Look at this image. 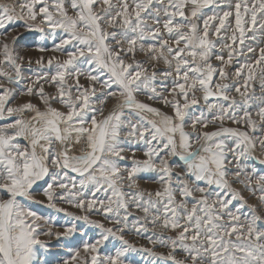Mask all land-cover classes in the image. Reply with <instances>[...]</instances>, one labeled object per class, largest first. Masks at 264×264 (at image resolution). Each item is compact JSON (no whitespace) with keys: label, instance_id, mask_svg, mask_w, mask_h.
<instances>
[{"label":"snow or ice","instance_id":"6c2138e0","mask_svg":"<svg viewBox=\"0 0 264 264\" xmlns=\"http://www.w3.org/2000/svg\"><path fill=\"white\" fill-rule=\"evenodd\" d=\"M66 2L74 15H69ZM210 3L226 4L229 9L232 8V0H167L166 4L164 0H120L119 5L112 3V0H21L17 13L15 4H0V29L5 30L0 35L7 37L8 25L16 20L35 22L39 16L42 24L52 29H62L66 33L67 38L56 45L55 51L64 52L65 45L75 42L74 50L66 52L67 59L57 61L56 72L51 76L56 94H47L42 85L39 87L37 94L44 105L43 111L30 101L17 107H8L12 90L0 83V90H3L0 94V118L4 117L5 112L9 116L20 114L12 123L0 126V264H35L37 246L46 247L39 236L61 235L53 233L50 227L41 229L37 221L43 218L21 203L20 198L39 203L33 198L34 186L46 176L52 175L53 182L45 181L46 187L41 192L50 207H55L54 199H65L77 208H85L83 191H70L67 184L57 181L60 173H50V167L78 173L82 177L79 181L80 189L92 185L93 197L95 192L110 191V195L105 198L107 202L89 199L87 209H93L98 203V210L105 213V218L110 219L114 227L106 228L102 223L91 222L102 230L100 239L93 244H84V252L91 253L90 259L81 257L77 251L72 257L73 261L79 260L80 264H125L126 254L137 250L123 236L124 230L129 228L131 203L143 213L131 224L138 235L142 231L147 232L149 224L153 229L177 232L174 238H164L155 231L153 236L148 237L152 243L159 241L171 249L167 258L172 264H264V226L259 225L261 217L253 213L250 218L241 220V216L236 214L239 209L233 212L229 208L233 200H243V197L231 188L226 167L227 163L235 161L237 171L233 175L239 180L242 175L240 159L251 156L257 145L264 150V138L254 135L258 130L264 134V95L257 98L261 101L256 113L259 127L247 107L248 101L252 99L247 96L250 81L259 79L264 93V47L259 48V55L254 61L246 60L236 68L235 76L243 78L242 86L245 89L242 92L241 86H235V91L241 95L245 104L243 115L240 116L237 102L227 95L229 84L215 83L213 91L214 75H218L221 81L228 79L225 68H216L209 63V54L215 47L209 38L210 21H219V26H214V34L220 37L222 30H227L226 22L233 13L228 10L223 11L222 15L207 17L203 21L202 30L193 22ZM189 6L191 11L190 16H187L185 9ZM234 8L235 30L225 37L231 40V44H225L229 48L228 58L225 61L223 55L216 56L225 65L232 64L234 54L244 55L246 32L253 33V40L258 30L264 32V0H236ZM161 11L166 17L163 29L172 39L171 44L169 40L163 39L159 26L152 28L146 23V17L141 15L148 13L147 18L160 25ZM176 17L181 20L176 21ZM118 23L122 29L119 34L107 30L115 29ZM25 26L41 32L44 30L35 23H26ZM146 36L159 39V47L149 45L145 49L144 44L139 43V51L146 52L152 61L162 60L169 69L174 70L175 79L170 93L178 98L169 100L160 96L154 86L157 75L155 66L149 73L143 62L135 59L138 42L144 41ZM16 39L13 37V42ZM237 41L241 46L239 52L234 47ZM124 44H127V48L123 47ZM40 51L46 49L41 48ZM246 51L255 53L256 48L247 46ZM129 54L131 62H126L125 56ZM81 57L84 58L82 63L89 65L86 72L77 66L76 62ZM22 60V56L14 55L6 39L0 42V65L11 66L15 73L13 76L0 71V76H4L8 83L19 80L21 64L18 61ZM48 63L51 65L52 59ZM82 75H86L87 80L92 82L89 84L91 92L80 84ZM163 75L171 76L172 71H166ZM101 76L107 78L101 80ZM66 77H75V85L68 84ZM95 84H100L106 90L98 98L101 105L99 108L90 104V97L96 94ZM73 89L79 94L74 96ZM141 91L149 93V99L162 100L173 109V115L138 101L136 94ZM197 91L203 93L205 102L209 97L218 96L229 103L227 106L209 104V111L217 109L211 120L203 112L192 117L187 109L190 104H197ZM27 93L32 95L33 88H27ZM109 98L115 100L116 104L105 115L104 105ZM53 101L66 107L67 111L53 107ZM125 108L146 111L160 117L159 121L148 120L146 125H129L130 130L125 135L129 138L138 136L148 147L144 151L146 159H133L132 168L125 170L127 175L121 172L118 165V160L125 159L122 155L125 149L121 146L124 143L121 131ZM26 111L34 115L24 119L22 114ZM90 112L93 113L91 116ZM96 113H99L100 119H97ZM186 118L191 121L194 130L197 124L202 129H207L210 123H218V127L215 131L187 132ZM226 120L243 125L247 130L225 127ZM73 133L74 143L79 145L83 142L84 145L79 155L69 154L73 145L68 144V141ZM18 138L28 140L29 146L22 148ZM227 140L232 141L231 147L226 143ZM153 141L157 143L153 144ZM57 143L64 145L63 151L56 148ZM228 153L232 154V161L228 160ZM167 156H178L184 162V175L192 178L191 183L178 176V186H173L171 167L164 158ZM260 163L264 164V160ZM141 171L158 172L161 188L154 193H147L146 197L140 191L125 193V183L129 188L137 187L136 176ZM247 179L250 184L251 177ZM200 181L205 182L206 186L214 184L225 189L226 198L216 193V199H210L212 194L206 187L199 185ZM239 182L244 183L243 180ZM256 183L261 193L259 199L264 203V175L259 176ZM72 187H76L75 182ZM57 188L63 191L58 193ZM195 193L201 194L198 199ZM126 197H130V200ZM81 218L88 220L87 216L77 217ZM45 223L50 221L45 220ZM72 231L69 228L65 235ZM110 237L118 239L122 246L116 249L114 255L101 257L98 247ZM178 253H183V258L178 259Z\"/></svg>","mask_w":264,"mask_h":264},{"label":"rangeland","instance_id":"374dc122","mask_svg":"<svg viewBox=\"0 0 264 264\" xmlns=\"http://www.w3.org/2000/svg\"><path fill=\"white\" fill-rule=\"evenodd\" d=\"M21 0H0V4H15L16 11L19 13V3ZM131 2V0H129ZM165 4L167 0H164ZM112 3L119 5L120 0H112ZM236 0H232V8L229 9L226 4H218V3H210L207 7L201 10L200 15L193 21L197 23L202 30L203 21L207 19L209 16H213L214 14L222 15L223 11L231 10L233 15L228 18L227 30H222L221 36L217 37L214 34V26H219L218 20L210 21V39L214 42L215 47L211 50L209 54V63H211L214 67H224L225 71L228 75V79L221 81L218 75H214L213 77V91H215V83H227L229 84V89L227 91V95L230 98L235 99L237 105L239 106L238 115H243V109L245 107L244 99L241 97L239 93L235 91V86H241V91L244 92L245 89L243 85V78H238L235 76L236 68L239 67L240 64L244 63L246 60L254 61L256 57L259 55V48L264 47V32L257 31L255 33V40L252 39L253 33L246 32L245 33V53L244 55L234 54L233 61L231 65H225L221 61L216 59L217 55H223L225 61L228 58L229 48L225 47V44H231L230 39H225V37L230 36L232 32L235 30V8L234 5ZM65 7L68 9L69 15H74L70 5L66 2ZM39 5L37 6V10ZM171 10V9H170ZM99 11V9H97ZM115 11V9L113 10ZM151 11V9L149 10ZM190 6L185 9V13L187 16H190ZM142 16L146 17V23L150 25L152 28L157 26L161 29V35L163 39L169 40V43H172V39L169 37L166 30L163 29V21L166 19L163 11L160 14V25H157L155 21L148 17V13H142ZM180 17H176V21H180ZM38 24L44 30L43 32L37 30L36 28L29 29L25 26V24ZM108 31H116L119 34L122 29L119 27V23L115 29L108 28ZM4 29H0V32H4ZM237 36L239 33L237 32ZM13 37H17L15 42H13ZM66 33L62 29H52L47 24H42L40 17H37L35 22L30 20H16L14 23L8 25L7 28V37L0 35V42L7 41L10 48L13 50L14 55L22 56L23 60L18 61L21 64V76L18 81L13 83H8L4 76H0V83H4L5 86L12 90V96L9 99L8 107H17L27 102H31L40 108L41 111L44 110V105L41 103L39 98L38 90L42 85L44 87V91L47 94H56V86L51 82V76L56 72L57 61H63L67 59L66 52L74 50L73 44L65 45V51L59 52L55 51L56 45L60 44L62 39H65ZM139 43H143L145 49L148 48L149 45H155L157 48L159 47L160 40L153 39L151 36H146V39L142 42H138L137 49L135 52V59L143 62V66L148 68L149 73H151L153 69V65L155 66V71L157 73L156 79L154 81V86L157 89V92L160 96L166 97L169 100L174 98H178L173 96L170 93V89L173 87V80L175 79V72L173 69H169L168 65H165L163 61H152L149 59V55L146 52L139 51ZM114 46V44H113ZM253 46L256 48L255 53H247L246 47ZM123 47L127 48V44H124ZM173 47L175 45L173 44ZM237 49V52L240 50L239 42L234 45ZM41 48L46 49V51H40ZM43 58L41 63H36L37 60ZM52 59V64L49 65L48 60ZM131 54L125 56L126 62H131ZM84 60L83 57L77 60V66L81 68L83 71L89 70V65L87 63H82ZM29 61H31L29 63ZM175 61H173V65ZM172 71L171 76L165 77L163 75L166 71ZM0 71L11 73L13 76L15 73L13 69L9 65H0ZM257 75L259 74V69H256ZM39 82L37 83V78ZM191 77V73H190ZM106 76H101L100 79H106ZM67 79V83L70 85H75V77H71ZM47 81V82H46ZM92 83L87 80L86 75H82L80 77V84L85 88H89V84ZM249 87L247 89V96L252 97L248 101V110L252 113V118L257 121L259 127V117L256 115L258 112L261 101L257 99L264 95L262 93L259 79L253 80L249 82ZM33 88V94L29 95L27 93V88ZM96 88L95 96L90 97V104L94 108H99L101 105L98 103V98L101 97V93L106 91L102 89L100 84H95ZM115 88V85H113ZM3 90H0V94H2ZM179 90H177L178 92ZM89 92H91V88H89ZM73 89V95H78ZM197 98V104L189 105L187 112L190 116L195 117L199 116L201 112L204 113V116L211 120L212 116L215 114L217 109L213 108L211 111L208 109L209 104L218 105L224 104L227 106L229 101H224L221 97L212 96L209 97L208 101L205 102L203 99V93L201 91H197L195 93ZM149 93L145 91H141L136 94V99L140 102L146 103L153 108L159 109L162 113L167 115H173V109L165 105L162 100H154L148 98ZM192 95L189 94V100H191ZM181 103L183 100L181 99ZM53 107L61 111H67V108L61 105L60 103L53 101ZM116 104V101L109 98L104 105V114L107 115L109 110L113 109ZM93 113H89L91 116ZM20 114H13L9 116L6 112L3 118H0V126H4L5 124L12 123ZM24 119H30L34 113L31 111H26L23 114ZM97 119H100L99 113H96ZM143 118V119H142ZM160 117L155 116L152 113H148L146 111H141L138 109H123L122 121L124 122L123 128L121 131V140L124 141L122 143V147L125 151L122 155L125 157L123 160H118V165L121 169V172L127 175L125 170H130L133 166V159L135 160H144L146 157L144 156V151L147 149V145L143 140H140L137 137H127L125 133L130 130V124L141 125L145 124L148 120H157L159 121ZM87 126H90L87 125ZM225 127H239L242 130H247L243 125L233 124L230 120L225 121ZM218 127L217 124H209L207 129H202L200 124H197L196 129L194 130L191 127V121L186 118L185 131L187 132H199V131H215ZM147 135V134H146ZM250 135H253L250 132ZM257 137L264 138V134H262L259 130L254 134ZM75 141V133L72 134V138L68 141V144L73 145L70 155H79L80 149L84 146L83 142L79 145L74 143ZM18 142L22 148L29 146V141L24 138H18ZM157 143L153 141V144ZM226 143L229 147L232 146V141L227 140ZM56 148L60 151H63L64 145L57 143ZM134 151V154H133ZM228 160L232 161L233 156L231 153H228ZM163 156V153H161ZM168 160L169 166L172 171V184L174 187L178 186V176L184 180L189 181L191 183L192 178L184 175L186 172V165L182 160L179 159L178 156H167L164 157ZM261 160H264V150H261L259 145H257L256 149L253 151L251 156H246L240 159L239 169L242 171V175L239 177V180H243L244 183H240L239 180L233 173L237 171V164L235 161L232 163H227L226 167L228 169L227 179L231 188L235 189L240 193L243 197V200L236 199L233 200L229 205V208L236 212L239 209V212H236L237 215L241 216V220L245 217L250 218L253 213L261 217L259 221L260 226H264V203H262L259 199L261 193L259 191L258 185L256 183L259 176L264 175V164L260 163ZM158 163V161H157ZM59 172V176L57 177V181H63L68 185L70 191H83L84 199H85V208H77L74 204L68 203L65 199H54L55 207L49 206V201L42 194L41 189L46 187L45 181L48 183L53 182L52 175L46 176L44 180L39 181L37 186H34L35 191L33 192V198L39 203H33L24 198L21 199V203H24L31 210L35 211L37 215L41 216L43 219L38 220L37 223L41 226V229L51 228L53 233H60L61 235L57 237L56 235L46 236L40 235L39 239L43 241L46 245L44 248H40L37 246V255L35 258V264H64L65 261L68 264H80V261H73L72 257L79 251L80 256L86 259H90L91 253L84 252V244L96 243L98 239H100V235L102 230L97 227L94 223L98 222L104 224L106 228H113L114 225L110 219L105 218V213L98 210V203L94 205L93 209H87V201L89 199H97V200H105L106 196L110 195V191L105 193L103 190L99 192H95V197H93L92 193L94 191V187L92 185H88L85 189H80L79 181L82 177L76 173L71 171L70 169L58 170L54 167H50V173ZM66 173V175H65ZM160 174L156 171H141L136 176V185L137 187L129 188L127 183H125L123 191L125 193H133V192H143L145 193V197L147 193H154L156 190L161 188L160 183L158 182V176ZM247 177H251V183ZM75 182L76 187H72V183ZM201 187H206L207 191L211 193L210 199H216V193H220L222 198H226L225 193L226 190L217 187L216 185L206 186L205 182H198ZM247 185V186H246ZM56 191L58 193L63 190L57 188ZM198 199L200 197V193L194 194ZM179 198V197H178ZM126 199L130 200V197H126ZM241 205H243L241 207ZM191 207V204H189ZM129 211L132 213L129 216V228L124 230L123 236L124 239L129 241L137 250L130 251L126 254L125 264H172V261L168 259V253L171 250L165 244H161L159 241L156 243H152L148 237L153 236V231L157 233V235L162 236L164 238L167 237H175L177 235L176 231L171 230H163L160 228L153 229L151 224L148 225L147 232H141V234H137L135 230L131 228L132 221L136 217H140L143 215L142 212L138 211L136 207L130 203ZM121 215H123V210L121 211ZM87 216L88 220L77 219V217ZM45 220L50 221V223H45ZM72 228L73 231L65 235L66 231ZM156 239V237H153ZM167 243V240H166ZM121 242L113 237H110L108 241L98 247V252L101 257L105 255H114L117 248H120ZM155 254V255H153ZM183 253H178L177 258H183Z\"/></svg>","mask_w":264,"mask_h":264}]
</instances>
